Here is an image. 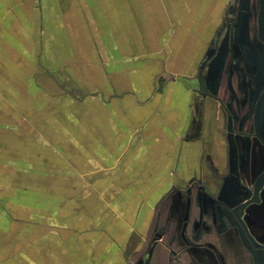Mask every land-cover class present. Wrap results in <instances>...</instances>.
<instances>
[{
    "label": "crops",
    "instance_id": "crops-1",
    "mask_svg": "<svg viewBox=\"0 0 264 264\" xmlns=\"http://www.w3.org/2000/svg\"><path fill=\"white\" fill-rule=\"evenodd\" d=\"M22 1L0 0L3 25L12 28L9 19L16 17L25 25L15 30L17 52L0 54L3 80L16 94L0 102L12 120L0 127L8 131L0 138L6 134L12 149L76 151L71 164L49 154L38 158L35 167L46 172L35 187L45 196H55L49 187L66 194L65 180H72L79 199L63 206L68 221L60 223L84 232L63 236V252L44 237L37 250L0 253V264H264V200L240 192L238 207L227 205L236 186L227 181L229 172L253 182L264 170V160H256L264 147L244 138L232 142L231 157L220 107L204 106L203 89L202 98L195 96L196 75H204L211 56L208 32L198 34L184 18L192 0H173L176 17L184 20L180 29L161 16L164 0H152V16L140 15L145 0H26L21 12ZM76 102L87 107L89 126L69 106ZM19 181L15 177L14 192L0 196H25L32 188ZM252 196L255 207L245 208Z\"/></svg>",
    "mask_w": 264,
    "mask_h": 264
},
{
    "label": "rangeland",
    "instance_id": "rangeland-1",
    "mask_svg": "<svg viewBox=\"0 0 264 264\" xmlns=\"http://www.w3.org/2000/svg\"><path fill=\"white\" fill-rule=\"evenodd\" d=\"M162 2L161 16H170V19H172L171 28L180 29L183 26L184 20L181 21L179 17H176L178 15L176 14V10H173V8H176L174 7L173 0H164ZM192 2L193 8L189 4H185L188 10L184 18L187 19L189 27L191 26L190 28L196 30L198 34L208 32L209 45L207 55L209 54L211 56L210 61H208L210 65L207 67L204 75H196L199 81L197 86L193 83L194 88L196 87L195 90H197L195 96L200 99L199 96L203 89L207 95L205 98L200 96L204 106L212 110H217L220 107L219 109L222 112L220 119L221 121L222 119L225 121L224 139L230 143L228 146L231 157H234V151L237 150L235 149L236 147L232 146V142L236 145L238 140H243L244 138L255 141L259 146L264 147V98L261 100L260 97L264 89V0H192ZM25 3L26 0H23L21 3L20 8L22 10L17 7V9L12 8V11H25ZM182 5L185 7L184 4ZM138 7L142 11L140 15L152 16L153 10L156 13L155 4L152 0H145V3ZM191 8L193 10L192 13ZM8 14L9 11L7 10L3 17L6 19L11 18ZM4 20L3 18L0 20V54L2 56L17 52L13 44L15 42L18 44L20 40L15 30L22 27V22H20L18 17L16 19H9L11 24L14 22L12 26L14 29L3 25V22L5 24L8 22ZM57 24V19L52 18L50 28L57 27ZM24 27L25 25L22 28ZM26 27L29 28L30 26ZM56 43V41H53L52 44L55 45ZM7 49L10 50L8 51L9 53L4 51ZM213 49H217L216 54L212 53ZM9 56L12 55L9 54ZM198 59L196 58L195 60ZM160 76L162 79L159 85L162 87L165 74H161ZM0 77V102L2 103L6 97L10 98L12 93L14 95L16 94L11 92L13 89L8 81L3 80L4 74L1 70ZM69 82L72 84L73 80ZM80 97L82 96L80 95ZM5 104H7L6 101ZM69 106H73V109L79 113L85 126L92 124V119L88 115V109L82 103L76 102L75 105ZM258 111L259 113L255 116ZM3 113L5 111L1 109L0 127H7L12 120L8 116H4ZM195 118L199 120L198 117ZM255 118H259L260 123L257 121V124H255ZM4 132L8 135L6 129ZM6 134H1L3 139L0 138V192H4L6 195L9 192H14L15 186H11L14 183L12 180L15 181V177L19 180L20 176L22 179V183L19 181L20 187L29 183L28 185L32 189H28L25 196H0V225H2L0 226V253L9 251L17 253L19 248L25 249L29 246L37 250V248L39 249L41 247V242L44 237H48L47 240L50 248H54L55 251L59 246L63 252V236L65 237L64 239L69 240L72 236L81 237L84 232H81V234H79L80 232L74 233L69 228V225L60 223V221L64 223L68 221V219L63 220V216L60 213L61 209L63 210V206H66V204H74L78 195L73 196L76 193L72 187V180L68 178V180H65L68 186L64 191L65 193L67 192L66 194H63L62 191L53 190L51 187L45 189H49L50 191L47 193L52 192L51 194L55 196H45L46 193L42 194L36 189L41 184L40 180L36 177H40L46 171H44L45 168L35 167V164L38 158L41 159L43 157L44 159L45 154H49L53 160L55 157H58L59 160L61 159L71 164L74 160H78V154L74 151L75 149H73L75 153L73 154L69 148L58 150L46 149L48 150L46 152H43L45 151L43 149H35L34 147L27 149L15 147L12 149V142ZM216 134V132L212 133L211 137H216ZM88 136V133L84 134V139L87 143H89ZM99 138L100 135L98 132L96 141L102 146L105 142H102ZM38 152H42L44 155L36 156ZM262 152V154L257 155V163H259L258 160H264V151ZM207 166L210 167L214 174L220 176V171L214 167L212 162L208 161ZM19 171H22L20 175H18L20 173ZM229 173L231 174V179L227 181H234L237 186H234L232 190L230 189L233 195V201L231 204L227 203V205L232 209L238 207L235 203V198L240 192L253 194L257 192L260 200H264L262 196V191L264 190V170L249 184L244 182L234 172L230 171ZM229 173L226 175V179L230 175ZM23 177L31 178L34 184L32 181L25 184L26 181L25 178L23 180ZM223 180L222 183H226ZM11 187H13V190H11ZM202 187L207 189V186L203 185ZM56 194H59V196ZM250 200L253 202H250L251 205L245 199V208L247 204L248 207H252L255 203L254 200L258 199L252 196ZM239 205L242 206L243 202L242 204L239 203ZM58 207L59 209H57ZM44 209L46 211H43ZM9 211H13V215L8 214ZM66 213L68 214V212ZM9 233L12 235L11 239H9ZM58 237L60 240H58ZM26 239L28 240L24 241ZM24 242L29 243L28 245L23 244L22 246L21 244Z\"/></svg>",
    "mask_w": 264,
    "mask_h": 264
},
{
    "label": "flooded vegetation",
    "instance_id": "flooded-vegetation-1",
    "mask_svg": "<svg viewBox=\"0 0 264 264\" xmlns=\"http://www.w3.org/2000/svg\"><path fill=\"white\" fill-rule=\"evenodd\" d=\"M261 100L264 98V89H263V91L261 92ZM259 113V111L256 113V115ZM259 205V204H258Z\"/></svg>",
    "mask_w": 264,
    "mask_h": 264
}]
</instances>
